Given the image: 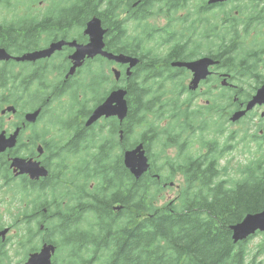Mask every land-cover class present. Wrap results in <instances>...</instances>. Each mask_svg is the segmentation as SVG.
<instances>
[{
    "label": "flooded vegetation",
    "instance_id": "obj_1",
    "mask_svg": "<svg viewBox=\"0 0 264 264\" xmlns=\"http://www.w3.org/2000/svg\"><path fill=\"white\" fill-rule=\"evenodd\" d=\"M50 2L51 8L38 13L37 0H0V134L15 135L14 145L0 152V164L18 186L28 181L43 190L34 197L42 211L31 217L41 231L29 254L54 245L51 264L60 251L66 254L62 264H100L117 243L130 244L134 180L150 207L186 208L211 202L206 192L203 202L192 190L221 183L229 173L226 155L236 149L239 135L254 147L246 164H259L264 103L246 108L264 86V0H150L151 8L126 13L130 43L141 40V54L128 55L139 60L135 67L97 55L72 74L76 49L67 45L49 57L20 60L57 41L89 42L85 26L84 41L59 38L57 30L53 37V27L67 24L65 16L53 23L60 12ZM106 34L104 50L110 52ZM204 57L211 61L207 75L192 89V70L175 64ZM117 89L126 92L125 117L102 116L87 125ZM132 94L143 99L142 106H132ZM139 144L148 168L136 179L124 159ZM13 159L39 163L47 175L18 174ZM1 175L0 169V192Z\"/></svg>",
    "mask_w": 264,
    "mask_h": 264
},
{
    "label": "trees",
    "instance_id": "obj_2",
    "mask_svg": "<svg viewBox=\"0 0 264 264\" xmlns=\"http://www.w3.org/2000/svg\"><path fill=\"white\" fill-rule=\"evenodd\" d=\"M149 2L150 0H52V8L60 12L52 17L53 23L58 21L61 24L65 16L67 24L63 29L53 27V37H57V30L61 32L59 38L71 35L84 41L81 30L91 17L96 16L107 30L105 41L110 52L140 55L141 40L139 43H130L126 13L133 8H151ZM41 89L45 90L43 87ZM146 99L147 97L144 101ZM138 105H143V99L132 94V106L135 108ZM149 128L151 127H145ZM258 162V165L256 162L247 164L235 180L227 178L229 173H226L221 183H213L212 194L205 196L210 203H198L186 208L159 210L150 207L144 202L141 182L134 180L130 244L125 246L117 243L113 252L100 256L99 263L246 264V241L233 244L229 228L240 222L246 214L264 210V157ZM0 169L2 187L9 197V205H16L19 212L13 225L19 230L17 242H12L11 237L0 242V264H12V247L17 248L15 255L20 253L22 258L36 248L41 230L31 213L42 208L41 204L35 203L34 197L37 194L43 196V190L37 189L28 181L18 186L2 164ZM217 177L210 176L212 179ZM202 200L204 202V198ZM1 221L0 216V228H3L5 225ZM46 226L47 224H43V231ZM125 232L122 229L123 237Z\"/></svg>",
    "mask_w": 264,
    "mask_h": 264
},
{
    "label": "water",
    "instance_id": "obj_3",
    "mask_svg": "<svg viewBox=\"0 0 264 264\" xmlns=\"http://www.w3.org/2000/svg\"><path fill=\"white\" fill-rule=\"evenodd\" d=\"M217 1V0H212ZM106 30L102 27L100 18L93 16L85 24L83 34L88 36L89 42L87 44L77 43L75 40L67 42L64 40L54 42L48 49L38 51L33 54L24 56L20 60H36L40 58L49 57L52 53L60 50L63 46L75 48V52L70 57L73 61V67L69 74H72L74 69L81 65L85 58H93L100 55L109 61H113L117 64H128L130 68L135 67L138 63L137 58L130 57L125 54H114L104 50V35ZM211 61L204 57L196 61L189 63H176L178 66H186L193 72V79L191 87L196 89L198 82L207 75V66ZM116 78L119 77V72L114 71ZM125 90L117 89L112 91L109 96L101 103L93 112L89 118L87 125L97 121L102 116H117L119 119H123L126 115V102L124 99ZM264 103V86L260 88L254 95L252 100L247 105V110L251 109L256 104ZM244 112L237 114L235 117H240ZM37 115V112L27 115L28 121H33ZM15 143V135L10 139L0 134V152L4 151L6 147H11ZM124 163L127 168L132 170L133 176L138 179L148 168V161L145 156L143 145L139 144L131 152H127L125 155ZM11 168L19 169L18 174H28L31 179L39 178L40 176H46L47 171L40 167L39 163L26 162L24 160L13 159ZM231 239L233 243L246 241L249 237L255 235L257 232L264 234V210L256 213H248L243 219L230 226ZM9 232V228L5 227L0 230V237L6 238ZM264 251V241L262 245ZM55 251L54 245H44L40 252L31 253L27 256L25 264H51L52 254Z\"/></svg>",
    "mask_w": 264,
    "mask_h": 264
},
{
    "label": "rangeland",
    "instance_id": "obj_4",
    "mask_svg": "<svg viewBox=\"0 0 264 264\" xmlns=\"http://www.w3.org/2000/svg\"><path fill=\"white\" fill-rule=\"evenodd\" d=\"M47 8H51V2L50 0H37V11L38 13L44 11ZM95 90H98L97 87L94 88ZM140 130V129H139ZM242 135H239V138L235 142L236 149L232 151L231 154L226 155L227 161L224 162L229 169V176L227 178L230 179H237L239 169H243L247 164L246 160L248 158V149L251 148L254 150V147L252 145L247 146V143L241 141ZM247 146V147H246ZM260 157H264V152L261 151ZM204 192L211 195L212 191L209 189H202L199 193L196 192L195 189L192 190V194L194 196L199 197L200 199L204 198ZM0 196L3 198V202L0 201V215H1V224H4L5 226L12 227L11 232L8 234V237L12 238V242H17V236H18V228L13 227L15 224V218L18 216V209L17 206H10L9 205V197L8 195L2 191L0 192ZM159 202H164V198H161ZM155 204V201H154ZM178 209V208H177ZM59 212L62 210L60 209H54ZM42 211V208H41ZM263 241H264V234L263 233H256L252 237H250L245 242V247L247 249L248 257L246 259V264H264V251L262 252L263 248ZM12 252L10 253L12 264H25L27 260V256L25 258H22V256L15 255V251L17 250L16 247H12ZM57 264H62V259L66 258V254L63 251L58 252L57 254ZM254 262V263H253Z\"/></svg>",
    "mask_w": 264,
    "mask_h": 264
}]
</instances>
